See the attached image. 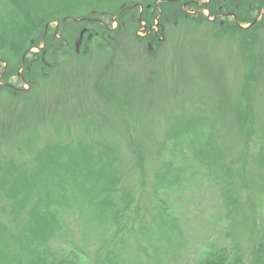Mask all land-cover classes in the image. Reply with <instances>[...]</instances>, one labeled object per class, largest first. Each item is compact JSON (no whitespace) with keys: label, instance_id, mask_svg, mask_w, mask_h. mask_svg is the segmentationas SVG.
<instances>
[{"label":"rangeland","instance_id":"rangeland-1","mask_svg":"<svg viewBox=\"0 0 264 264\" xmlns=\"http://www.w3.org/2000/svg\"><path fill=\"white\" fill-rule=\"evenodd\" d=\"M87 159L119 172L121 264H253L264 0H0V264H99Z\"/></svg>","mask_w":264,"mask_h":264},{"label":"trees","instance_id":"trees-1","mask_svg":"<svg viewBox=\"0 0 264 264\" xmlns=\"http://www.w3.org/2000/svg\"><path fill=\"white\" fill-rule=\"evenodd\" d=\"M110 164L108 161L105 163L95 159H87L86 162H79L73 166H68L66 170L67 174L63 178L66 185L68 184V189H64L65 195L69 194L72 198L69 201L70 208L73 209V200H82L81 204H85L84 201L89 199L95 209L94 215L97 218V223L90 225L97 232L100 231L97 241L100 242L103 249H99L96 253L99 264L122 263L121 253L119 252L121 247L117 246L118 240L120 237H123L121 241L124 243V238L127 235L125 229H130L122 217V214L126 215V211L121 212L115 202V196L121 192L119 187H117L119 172L114 167H111ZM60 204L62 205L63 203L60 202ZM79 215L83 217L82 214ZM146 222L145 220L144 225H142V231L145 230L143 226H146ZM169 225L168 223L167 226ZM103 235L107 236L105 241L100 240V237ZM28 236H31V234ZM214 252L204 257L200 264H243L242 257L232 253L227 246L221 247ZM33 253L35 254V251H31L28 254V258L24 255L26 259H23V261L27 262V264H43L44 262L40 260V256L47 254L40 253L34 256ZM253 257V264H264V234L256 242ZM28 259L33 262H30ZM19 264L22 263L20 262Z\"/></svg>","mask_w":264,"mask_h":264},{"label":"water","instance_id":"water-1","mask_svg":"<svg viewBox=\"0 0 264 264\" xmlns=\"http://www.w3.org/2000/svg\"><path fill=\"white\" fill-rule=\"evenodd\" d=\"M83 32H84V30L81 31L80 35H82Z\"/></svg>","mask_w":264,"mask_h":264}]
</instances>
